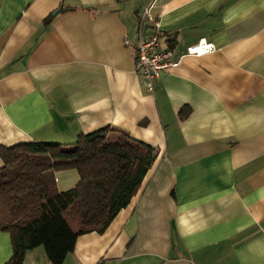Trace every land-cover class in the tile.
<instances>
[{
  "label": "crops",
  "instance_id": "1",
  "mask_svg": "<svg viewBox=\"0 0 264 264\" xmlns=\"http://www.w3.org/2000/svg\"><path fill=\"white\" fill-rule=\"evenodd\" d=\"M149 3L180 56L153 93L134 64ZM200 39L214 50L186 54ZM105 125L158 154L62 264H264V0H0V144H70ZM77 180L55 172L58 190ZM10 255L0 232V264ZM21 264L50 263L37 246Z\"/></svg>",
  "mask_w": 264,
  "mask_h": 264
},
{
  "label": "trees",
  "instance_id": "2",
  "mask_svg": "<svg viewBox=\"0 0 264 264\" xmlns=\"http://www.w3.org/2000/svg\"><path fill=\"white\" fill-rule=\"evenodd\" d=\"M186 114L179 111L181 118ZM157 154L156 147L111 125L79 133L70 144H0V192L9 214L0 220V232L9 234L11 244L3 264H21L25 252L37 246L50 264H62L79 235L101 233L129 203ZM67 169H75L78 180L58 190L55 172Z\"/></svg>",
  "mask_w": 264,
  "mask_h": 264
},
{
  "label": "built area",
  "instance_id": "3",
  "mask_svg": "<svg viewBox=\"0 0 264 264\" xmlns=\"http://www.w3.org/2000/svg\"><path fill=\"white\" fill-rule=\"evenodd\" d=\"M153 3L145 5L138 14V36L134 45L135 70L141 75V83L145 89L153 93L155 82L162 70L179 63L180 56L170 46H162V25L160 13L152 10ZM147 26L150 34L144 36L142 30ZM126 42V40H125ZM214 50V45L200 39L188 45L185 53L190 55H203Z\"/></svg>",
  "mask_w": 264,
  "mask_h": 264
},
{
  "label": "rangeland",
  "instance_id": "4",
  "mask_svg": "<svg viewBox=\"0 0 264 264\" xmlns=\"http://www.w3.org/2000/svg\"><path fill=\"white\" fill-rule=\"evenodd\" d=\"M8 218L7 197L4 192H0V220H7Z\"/></svg>",
  "mask_w": 264,
  "mask_h": 264
},
{
  "label": "water",
  "instance_id": "5",
  "mask_svg": "<svg viewBox=\"0 0 264 264\" xmlns=\"http://www.w3.org/2000/svg\"><path fill=\"white\" fill-rule=\"evenodd\" d=\"M56 12H57V10L53 11V13H56Z\"/></svg>",
  "mask_w": 264,
  "mask_h": 264
}]
</instances>
